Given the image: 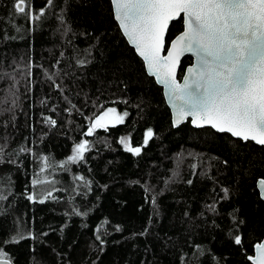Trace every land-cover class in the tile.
I'll return each mask as SVG.
<instances>
[{
	"label": "trees",
	"instance_id": "obj_1",
	"mask_svg": "<svg viewBox=\"0 0 264 264\" xmlns=\"http://www.w3.org/2000/svg\"><path fill=\"white\" fill-rule=\"evenodd\" d=\"M31 4L44 7L41 20L29 22L13 0H0V195L7 197L0 244L18 230L33 237L5 246L12 264H251L247 257L264 235L256 189L264 146L189 121L174 128L162 88L123 37L110 0ZM181 30L182 17L170 23L165 47ZM190 63L182 58L178 78ZM110 107L127 111L125 122L87 137L85 161L59 167ZM148 128L154 137L139 156L118 143L129 137L140 146ZM41 157L53 164L44 172ZM37 177L57 182L55 199L27 200L44 198L32 185ZM105 220L101 245L96 229Z\"/></svg>",
	"mask_w": 264,
	"mask_h": 264
},
{
	"label": "snow or ice",
	"instance_id": "obj_2",
	"mask_svg": "<svg viewBox=\"0 0 264 264\" xmlns=\"http://www.w3.org/2000/svg\"><path fill=\"white\" fill-rule=\"evenodd\" d=\"M52 3L53 0H46V6ZM110 3L123 36L142 58L148 75L164 86L173 110V127L191 117L196 128L208 125L219 133H230L242 141H254L264 146V0H110ZM13 9L29 22L39 21L45 16L44 7L34 11L31 0H13ZM181 14L183 30L171 40L166 55H162L169 24ZM186 53L195 57V63L185 70L181 83L177 80V71L180 59ZM87 62L77 61L81 66ZM48 78L52 79L51 76ZM128 115L127 111L119 113L115 107L105 108L91 121L84 135L91 137L98 129L107 131L110 126L123 124ZM45 120L56 124L55 120ZM153 137L154 130L148 128L140 146H132L129 137H121L118 143L126 152L139 156ZM19 151L31 150L21 147ZM88 151L90 142L82 139L59 167L67 169L69 164L85 161ZM2 152L3 147L0 146ZM41 160V172L53 166L51 158L41 157ZM8 163H15V160ZM75 180L85 186L90 185L83 176H76ZM56 183L39 177L33 179V187L47 186L42 193L44 198L38 199L40 194H28L27 200L43 204L46 199H55L53 193L60 191ZM257 188L260 198L264 199V178L257 181ZM145 190L150 189L146 187ZM72 191L75 192L76 188ZM223 192L227 198L228 189H223ZM5 199L6 196L0 195V200ZM152 203H156L154 196ZM208 207L215 211V205ZM72 211L77 216L88 215L76 208ZM107 223V220L103 221L96 229V239L101 245L104 243L102 229ZM115 231H121L119 225ZM27 238H33L32 233L25 236L22 230L6 238L0 244V264H12L6 245L18 244ZM233 242L241 245V236L235 235ZM254 247L255 255H249L247 259L251 264H264V243H257Z\"/></svg>",
	"mask_w": 264,
	"mask_h": 264
},
{
	"label": "water",
	"instance_id": "obj_3",
	"mask_svg": "<svg viewBox=\"0 0 264 264\" xmlns=\"http://www.w3.org/2000/svg\"><path fill=\"white\" fill-rule=\"evenodd\" d=\"M112 7V6H111ZM112 13H113V10H112ZM113 17H114V14H113ZM181 17H182V14H181ZM114 20L116 21V19L114 18ZM172 22V21H171ZM170 22V23H171ZM116 23H117V25H118V22L116 21ZM170 25V24H169ZM118 27H119V25H118ZM120 29V28H119ZM182 30H183V18H182ZM181 30V31H182ZM121 31V30H120ZM180 31V32H181ZM122 33V32H121ZM167 33V32H166ZM123 35V34H122ZM177 35V34H176ZM175 35V36H176ZM175 36L172 38V39H174L175 38ZM124 37V36H123ZM125 38V40L127 41V38L126 37H124ZM166 38V37H165ZM171 39V40H172ZM171 40L169 41V43H168V45L170 44V42H171ZM127 43H128V41H127ZM128 45L134 50V48L128 43ZM166 49H167V47H165V51L162 53V55H166ZM134 52H135V50H134ZM135 54H136V52H135ZM137 55V54H136ZM138 56V55H137ZM185 56H190L191 57V63L190 64H188V65H186L185 66V68H184V71H183V73H182V75H181V78H178V76H177V80H178V82H181L182 83V81H183V74H184V72H185V70L189 67V66H191L193 63H195V57L194 56H192V54L191 53H186L184 56H182L181 57V59H180V62H181V60H182V58L183 57H185ZM139 57V56H138ZM140 59H141V61H142V63H143V66H144V69H145V72H146V74L148 75V73H147V70H146V68H145V65H144V62H143V60H142V58L141 57H139ZM179 66H180V63H179V65H178V69H179ZM178 72V71H177ZM150 76V75H149ZM150 77H152L154 80H155V82H156V79H155V77H153V76H150ZM156 84L158 85V86H160L161 88H162V93H163V97H164V100H165V103H166V105H167V107H168V109H169V111H170V117H171V123H172V119H173V110H172V108L170 107V105H169V103H168V100H167V97H166V95H165V89H164V86L162 85V84H159V83H157L156 82ZM187 121H189V124L192 126V127H194L193 125H192V123H191V117H188V118H186L180 125H182V124H184V123H186ZM179 125V126H180ZM203 127H208V128H211L210 126H208V125H205V126H203ZM88 128V127H87ZM175 128V127H174ZM194 128H196V127H194ZM202 128V127H201ZM212 129V128H211ZM212 130H214V131H216L215 129H212ZM87 131V129L85 130V132ZM84 132V133H85ZM217 132V131H216ZM226 134H228V135H230L231 136V134L230 133H226ZM88 136H85L84 134L82 135V138H81V140L82 139H86ZM233 138H235V137H233ZM236 139H239V138H236ZM80 140V141H81ZM253 143H255L254 141H252ZM259 179H261V178H258L257 180H256V189H257V191H258V194H259V189L257 188V181L259 180ZM260 196V195H259ZM263 201H264V199H262ZM257 243H264V235H263V237H262V239L259 241V242H256L254 245H253V253H252V255H255V245L257 244ZM251 262V261H250Z\"/></svg>",
	"mask_w": 264,
	"mask_h": 264
},
{
	"label": "rangeland",
	"instance_id": "obj_4",
	"mask_svg": "<svg viewBox=\"0 0 264 264\" xmlns=\"http://www.w3.org/2000/svg\"><path fill=\"white\" fill-rule=\"evenodd\" d=\"M71 154H72V152H71ZM71 154H70V155H71ZM45 187H47V186H40V187H39L40 192H43V190H44Z\"/></svg>",
	"mask_w": 264,
	"mask_h": 264
}]
</instances>
